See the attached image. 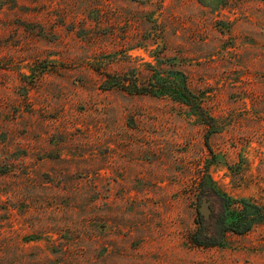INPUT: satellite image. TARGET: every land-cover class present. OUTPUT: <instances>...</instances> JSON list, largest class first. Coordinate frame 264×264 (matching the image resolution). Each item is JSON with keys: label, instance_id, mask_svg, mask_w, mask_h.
I'll use <instances>...</instances> for the list:
<instances>
[{"label": "rangeland", "instance_id": "rangeland-1", "mask_svg": "<svg viewBox=\"0 0 264 264\" xmlns=\"http://www.w3.org/2000/svg\"><path fill=\"white\" fill-rule=\"evenodd\" d=\"M0 264H264V0H0Z\"/></svg>", "mask_w": 264, "mask_h": 264}, {"label": "trees", "instance_id": "trees-1", "mask_svg": "<svg viewBox=\"0 0 264 264\" xmlns=\"http://www.w3.org/2000/svg\"><path fill=\"white\" fill-rule=\"evenodd\" d=\"M107 83V89L118 87L130 92L131 94H151L161 96L180 95V97H182L185 102H193V95L190 93L188 87L185 84L177 85V83L165 81L160 77L153 79L152 83H150V86L148 87H141L136 80L127 81L122 79H110V81H107ZM225 200L229 201V199ZM228 207L229 204L224 205V211L218 218V224L221 226V230L223 232L233 231L237 234H246L253 228L254 224L261 221L258 217H256L257 215H252L253 213L249 208L240 213L236 220L230 221L229 218L233 214L228 211ZM204 231L205 227L202 226V228L193 237L194 243L202 247L216 246L219 243L218 239L205 234Z\"/></svg>", "mask_w": 264, "mask_h": 264}, {"label": "flooded vegetation", "instance_id": "flooded-vegetation-1", "mask_svg": "<svg viewBox=\"0 0 264 264\" xmlns=\"http://www.w3.org/2000/svg\"><path fill=\"white\" fill-rule=\"evenodd\" d=\"M199 218H200V220H201V222H202V226H204L205 227V215H203L202 213H200L199 212ZM211 216H213V211H212V213H211Z\"/></svg>", "mask_w": 264, "mask_h": 264}, {"label": "water", "instance_id": "water-1", "mask_svg": "<svg viewBox=\"0 0 264 264\" xmlns=\"http://www.w3.org/2000/svg\"><path fill=\"white\" fill-rule=\"evenodd\" d=\"M202 201H203V200H202ZM200 212H201L203 215L206 214L202 207L200 208Z\"/></svg>", "mask_w": 264, "mask_h": 264}]
</instances>
